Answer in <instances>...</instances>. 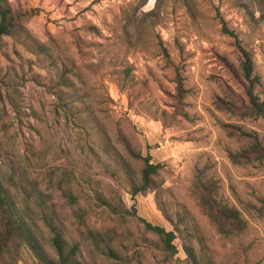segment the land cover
<instances>
[{
  "label": "rangeland",
  "instance_id": "obj_1",
  "mask_svg": "<svg viewBox=\"0 0 264 264\" xmlns=\"http://www.w3.org/2000/svg\"><path fill=\"white\" fill-rule=\"evenodd\" d=\"M9 1L33 15L0 37V173L44 249L54 256L56 230L78 264H194L186 246L200 264H264V164H234L225 127L264 143V120L215 103L236 88L223 57L239 66L242 49L264 98V0ZM148 155L160 189L132 195ZM198 169L241 210L239 235L202 210ZM147 223L173 231L175 248ZM17 264L41 263L23 248Z\"/></svg>",
  "mask_w": 264,
  "mask_h": 264
},
{
  "label": "trees",
  "instance_id": "obj_2",
  "mask_svg": "<svg viewBox=\"0 0 264 264\" xmlns=\"http://www.w3.org/2000/svg\"><path fill=\"white\" fill-rule=\"evenodd\" d=\"M147 0H143L144 6ZM32 11H22L15 8L9 0H0V37L11 35L20 28V21L32 16ZM239 66L230 63L225 57L231 81L236 85H227L224 96L216 97V106L239 119L255 118L264 120V98L257 91L261 85L258 76L254 75L251 55L242 49ZM162 54L171 63L170 54L163 47ZM177 90L180 97L184 96V85L180 74L177 75ZM229 134L240 143L237 150L229 152V157L237 165L264 164V143L257 133L248 132L234 124H226ZM143 166L139 171L138 181H134L132 195L147 193L150 190L160 189L159 176L162 165L151 161L150 155L143 157ZM16 182L12 176L6 177L0 173V264H17L23 248L37 258L41 264H78V246L70 245L65 235L59 231L53 233L50 250L54 256L41 245L32 225L26 220L18 206L14 194ZM192 192L197 197L200 206L218 231L226 236L239 235L247 227V220L240 209L222 202L218 197L219 185L216 179L206 175L203 169H198L192 182ZM155 233L165 236L166 246L174 249L172 244L175 238L173 231L167 232L165 228L147 223ZM95 240H104L101 232L91 231ZM107 247L111 253L114 248L107 240ZM188 257L194 264H200L194 249L186 246Z\"/></svg>",
  "mask_w": 264,
  "mask_h": 264
},
{
  "label": "bare ground",
  "instance_id": "obj_3",
  "mask_svg": "<svg viewBox=\"0 0 264 264\" xmlns=\"http://www.w3.org/2000/svg\"><path fill=\"white\" fill-rule=\"evenodd\" d=\"M151 1H153V0H151ZM148 3H149V2H148ZM148 3H147V4H148ZM152 3H153V2H152ZM152 3H151V4H152Z\"/></svg>",
  "mask_w": 264,
  "mask_h": 264
}]
</instances>
